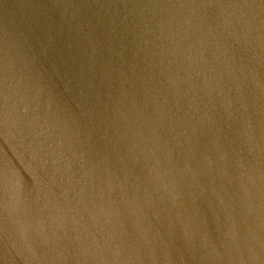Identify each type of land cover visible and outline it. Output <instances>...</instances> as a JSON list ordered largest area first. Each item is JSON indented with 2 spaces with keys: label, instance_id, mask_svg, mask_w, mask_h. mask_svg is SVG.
<instances>
[{
  "label": "water",
  "instance_id": "water-1",
  "mask_svg": "<svg viewBox=\"0 0 264 264\" xmlns=\"http://www.w3.org/2000/svg\"><path fill=\"white\" fill-rule=\"evenodd\" d=\"M0 264H264V0H0Z\"/></svg>",
  "mask_w": 264,
  "mask_h": 264
}]
</instances>
